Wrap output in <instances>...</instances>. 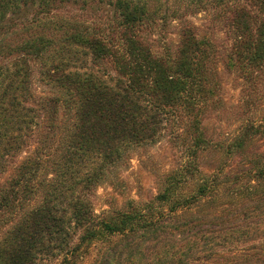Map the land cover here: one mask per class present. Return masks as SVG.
I'll list each match as a JSON object with an SVG mask.
<instances>
[{"label":"trees","instance_id":"obj_1","mask_svg":"<svg viewBox=\"0 0 264 264\" xmlns=\"http://www.w3.org/2000/svg\"><path fill=\"white\" fill-rule=\"evenodd\" d=\"M65 1L81 0H0L1 174L8 158L28 145V135L40 133L33 153L0 186V216H10L5 226L0 222V264H36L42 254L63 255L56 264H81L92 247L94 264H218L215 257L230 246V264H264V247L253 243L264 238V154L248 150L264 138V119L241 124L227 145L250 157L230 188L239 205L212 213L196 208L221 199V185L229 182L221 179L223 168L206 172L199 160L213 145L202 123L220 101L213 78L221 61L259 89L264 0L179 1L212 9L232 30L221 59L213 41L190 23L182 26L175 54H157L139 41L137 29L172 0L107 1L122 45L102 27L60 14ZM88 56L96 65L113 60L114 82L88 68ZM32 63L55 90L35 105H29ZM180 112L190 120L175 136L184 156L164 174L160 192L130 209L94 213L85 194L128 159L133 145L156 141L163 120Z\"/></svg>","mask_w":264,"mask_h":264},{"label":"rangeland","instance_id":"obj_2","mask_svg":"<svg viewBox=\"0 0 264 264\" xmlns=\"http://www.w3.org/2000/svg\"><path fill=\"white\" fill-rule=\"evenodd\" d=\"M82 1L77 4L75 1H65L61 4L62 9L58 12L63 16L86 20L102 27L114 44L122 45V29L117 28L116 13L113 11V7L109 3L107 4V1L110 0H104V3L101 0H88L85 9H81ZM179 1H170L167 6H163V10L161 9L162 11L154 17L155 19L152 16L150 21L146 20L145 24L137 29L139 41L144 46L148 45L157 54L168 52L175 54L181 40L182 26L190 23L199 36L207 37L213 41L218 48L220 59L223 58L233 42L232 30L225 21L220 22L216 19L212 9H205L198 5L189 7L185 2L180 3ZM86 60L88 61V68H93L111 83L119 75L113 60L107 58L101 65H96L95 59L90 56ZM32 66L35 65L32 63ZM34 68L29 85V90L32 92L29 105H35L40 101L41 96L53 95L55 92L42 81L39 66ZM218 73V78H213V82L215 87L218 86L219 88L220 101L202 116V123L213 145L199 160H201L200 164L206 172H211V168H223L221 179L229 182L225 183L228 184L225 187L221 185L223 189L221 199L207 201L196 207L199 211L206 213L215 212L216 208L225 210L239 205L238 202L240 201L234 198L235 194L230 188H232L236 176L240 177L244 168L248 166L250 157H243L230 152L227 145L241 124L247 123L252 118L264 119V73L263 75L260 74L259 89L255 91L250 89L251 86L248 85L240 72L227 69L221 61L218 64ZM251 90L253 92H250ZM244 98L250 102H244ZM37 109V113L42 115L41 108L37 106ZM61 113L63 114L64 111L62 110ZM66 119H69V114ZM41 121L42 119H40V123ZM189 124V117L180 112L177 119L167 118L163 120L156 141L133 145L131 150L127 152L128 159L123 164L111 169L107 173L106 179L85 194V197L91 202L94 213L101 214L109 209H130L139 203H148L152 200L162 189L164 174L177 168L184 156L185 149L179 146L181 140L177 141L175 136L179 134V131L185 130ZM39 136L40 133L35 130L32 135L27 137L28 145H25L19 153L14 154L15 156L8 158V171L0 173V186L15 173V168L19 163L33 153L37 146L36 139ZM248 150L249 153L260 152L264 154V138L255 139L249 144ZM262 186L264 187V182ZM132 202H134L133 205L130 204ZM6 215L0 216L2 226H5L10 218ZM262 220L261 226L264 230V217ZM256 242L264 247V238L253 243ZM91 250L92 255H86L82 258L81 264L96 263L97 249L92 247ZM234 251V247H227L221 250L214 260H217L218 264H230ZM57 256L38 255L36 264H56L63 255Z\"/></svg>","mask_w":264,"mask_h":264}]
</instances>
